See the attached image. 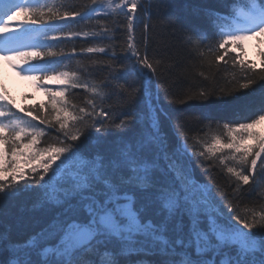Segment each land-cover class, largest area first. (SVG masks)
I'll return each instance as SVG.
<instances>
[{
    "label": "snow or ice",
    "instance_id": "snow-or-ice-1",
    "mask_svg": "<svg viewBox=\"0 0 264 264\" xmlns=\"http://www.w3.org/2000/svg\"><path fill=\"white\" fill-rule=\"evenodd\" d=\"M187 7L197 23L160 0H0V60L46 97L0 90V264H264V89L236 104L264 82V0Z\"/></svg>",
    "mask_w": 264,
    "mask_h": 264
},
{
    "label": "trees",
    "instance_id": "trees-1",
    "mask_svg": "<svg viewBox=\"0 0 264 264\" xmlns=\"http://www.w3.org/2000/svg\"><path fill=\"white\" fill-rule=\"evenodd\" d=\"M201 0H160L161 3V15L164 18L169 17H179L184 22H191V23H197L194 17L191 16L190 10L188 9L187 5L190 3H199ZM206 2L210 6H216V0H206ZM140 27L138 28V33L143 28V19L139 21ZM183 35L178 33L177 38L175 41H173L176 44V53L178 56L181 57H187L189 55L188 53V47L185 43H183ZM248 60V59H247ZM257 64V63H256ZM259 64V63H258ZM97 76H102V72H97ZM172 77H168L167 80L170 81ZM197 80H199L202 84H206V81H203L202 78L196 77ZM238 87V85H237ZM255 92L250 93L249 90H239L237 92V97H239V100L236 101V104L240 106L241 110H243V105L247 103H251L252 107H255L258 105L261 101V92L262 89H264V82L261 84H257L254 86ZM173 93L178 94L179 89L176 87H173L170 89ZM231 99V98H230ZM164 103L163 99L161 101ZM37 103V104H36ZM41 102H34V104H30L29 102H25L23 107L31 106V105H38ZM199 101H190L189 105H176L175 108L177 111H183L186 114L189 115H199L200 111H206L201 110L198 108H194L191 105L199 104ZM138 107L141 111H146V105L144 97L141 95L140 100L138 102ZM215 115H218L222 118H231V113H225L224 110L217 109L214 113ZM185 127L187 129L195 130L198 125L195 120H190L185 123ZM191 142V141H190ZM91 147V144H89ZM193 167L196 170V176L197 179L201 181H206L208 179L214 180L216 183H220L222 180V177H218L213 175L212 173H204L201 174V169L199 167H196L195 163L193 164ZM215 191V189H214ZM31 203L32 199L29 196L22 197L21 200L14 205H10L7 208L4 209V211L7 213L5 217L2 219L4 220L5 224H11L14 230L17 229V226H19V229L24 231L30 228V218L33 216L38 215L37 212L31 210Z\"/></svg>",
    "mask_w": 264,
    "mask_h": 264
},
{
    "label": "rangeland",
    "instance_id": "rangeland-1",
    "mask_svg": "<svg viewBox=\"0 0 264 264\" xmlns=\"http://www.w3.org/2000/svg\"><path fill=\"white\" fill-rule=\"evenodd\" d=\"M247 43H248L247 46H249V45L251 46L252 43H253V40L247 41ZM254 44H255V43H253V46H252L251 49H250V50L252 51V54H253V52H254V51L252 50L253 47H254ZM257 130H259V131H264V122H263V121H261V123L257 125Z\"/></svg>",
    "mask_w": 264,
    "mask_h": 264
}]
</instances>
